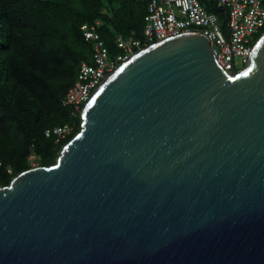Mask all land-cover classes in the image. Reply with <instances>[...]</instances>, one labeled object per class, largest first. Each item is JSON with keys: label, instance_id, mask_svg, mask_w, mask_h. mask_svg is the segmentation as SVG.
<instances>
[{"label": "water", "instance_id": "1", "mask_svg": "<svg viewBox=\"0 0 264 264\" xmlns=\"http://www.w3.org/2000/svg\"><path fill=\"white\" fill-rule=\"evenodd\" d=\"M80 119L0 186V264H264V32L231 72L200 32L154 42Z\"/></svg>", "mask_w": 264, "mask_h": 264}, {"label": "trees", "instance_id": "2", "mask_svg": "<svg viewBox=\"0 0 264 264\" xmlns=\"http://www.w3.org/2000/svg\"><path fill=\"white\" fill-rule=\"evenodd\" d=\"M226 27V9L200 0ZM147 3L143 0H0V186L22 170L55 162L61 147L80 129V115L61 105L81 62L93 64V43L80 29L96 30L113 57L116 40H143ZM264 32H257L254 42ZM68 124L60 141L48 128ZM7 169H10L8 171Z\"/></svg>", "mask_w": 264, "mask_h": 264}, {"label": "built area", "instance_id": "3", "mask_svg": "<svg viewBox=\"0 0 264 264\" xmlns=\"http://www.w3.org/2000/svg\"><path fill=\"white\" fill-rule=\"evenodd\" d=\"M143 1L147 3L143 40L118 37L116 43L122 52L116 56H108L96 30L99 21L80 26L84 39L93 43V64L81 62L75 81L61 98V105L70 107L73 115L81 114L90 96L112 71L136 51L154 42L185 32H200L208 38L219 65L231 72L232 61L234 70L246 65L254 44L250 36L264 26V0H206L225 7V29H222L217 15L208 11L200 0ZM237 60H240L241 67H237ZM71 130L70 125L64 124L48 128L44 134L55 135V140L60 141Z\"/></svg>", "mask_w": 264, "mask_h": 264}, {"label": "rangeland", "instance_id": "4", "mask_svg": "<svg viewBox=\"0 0 264 264\" xmlns=\"http://www.w3.org/2000/svg\"><path fill=\"white\" fill-rule=\"evenodd\" d=\"M205 7V6H204ZM256 36H257V33H255V34H253V35H251L250 36V39H255L256 38ZM241 62H240V60H237V67H241ZM72 128V127H71ZM28 159H29V161L31 162V165L32 166H37L36 164H37V159L34 157V155H30L29 157H28Z\"/></svg>", "mask_w": 264, "mask_h": 264}]
</instances>
